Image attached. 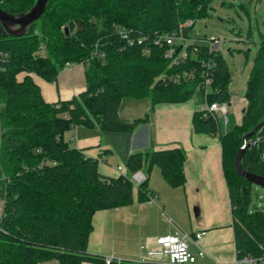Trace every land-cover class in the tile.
<instances>
[{"label": "trees", "instance_id": "obj_1", "mask_svg": "<svg viewBox=\"0 0 264 264\" xmlns=\"http://www.w3.org/2000/svg\"><path fill=\"white\" fill-rule=\"evenodd\" d=\"M34 2L4 0L0 7L17 16ZM210 3L47 0L42 14L23 33L0 30V174L5 177L0 190V264H103V255L87 250L94 214L148 200L147 177L134 185L121 172L103 174L97 158L72 146L64 133L76 125L133 130L148 116H121L126 98H148L151 105L184 102L199 88L203 102L228 103L230 71L219 50L209 52L199 46L197 56L214 62L212 80L204 86V66L198 60L186 58L169 66L165 42L153 43L155 37L186 21L191 23L183 27V34L189 37L194 21L209 14ZM250 32L248 28V37ZM259 35L240 118L219 136L236 257L256 256L264 247V210L250 206L252 183L234 165L242 135L258 126L247 138L258 134L260 140L246 146L241 165L264 176V31ZM138 38L142 43L136 42ZM40 46L43 55L35 54ZM94 50L97 53L91 57ZM65 62L85 65V88L68 99L45 101L34 76L53 81ZM191 121L195 131L219 130L217 117L205 108L194 111ZM184 161L179 147L133 151L125 170L147 173L157 165L175 187L184 183Z\"/></svg>", "mask_w": 264, "mask_h": 264}, {"label": "crops", "instance_id": "obj_2", "mask_svg": "<svg viewBox=\"0 0 264 264\" xmlns=\"http://www.w3.org/2000/svg\"><path fill=\"white\" fill-rule=\"evenodd\" d=\"M45 101H57L71 98L85 88V65L72 63L70 68L62 67L55 80L47 81L34 76ZM143 99V98H142ZM148 99V98H147ZM201 99V97H200ZM227 103V113L231 117L224 123L218 119L219 130L214 133L195 131L192 126V114L202 109L197 107L194 96L184 102H161L151 105L150 100L138 103L128 101L123 104L119 113L126 119L142 117L147 114L148 120L139 123L131 131L102 130L97 126L88 128L76 125L64 133V138L71 136L75 140L70 142L83 148L85 153L98 160L100 172L114 175L126 167L128 155L133 151H149L154 149L179 147L185 155L184 183L180 186H170L163 178L157 165H153L149 172L143 173L147 177V189L150 198L143 202H134L121 207L139 206V219L143 226L149 225L153 218L166 221L163 228L152 231L144 230L138 236L136 250L132 253H116L102 245V237L106 225L109 208L98 211L93 217V228L89 234L87 250L91 253L108 255L114 254L121 258L134 259L139 252V244L145 237H153L164 233H177L180 230L194 233L204 231L199 245L204 251L202 257L197 256L201 263L217 261L231 263L236 257L233 241L232 217L228 189L222 170V152L219 136L227 132L239 120L243 98L231 100ZM140 100V99H139ZM143 106L139 115H131V110ZM227 116V115H226ZM230 122V124H229ZM102 149H109L99 155ZM5 177L0 174V190L3 188ZM3 200L0 196V216ZM125 209V208H124ZM125 213L128 211L123 210ZM96 230V231H95ZM191 251L196 254L198 248L190 244Z\"/></svg>", "mask_w": 264, "mask_h": 264}, {"label": "rangeland", "instance_id": "obj_3", "mask_svg": "<svg viewBox=\"0 0 264 264\" xmlns=\"http://www.w3.org/2000/svg\"><path fill=\"white\" fill-rule=\"evenodd\" d=\"M240 3L246 6L248 13L244 12ZM208 11L207 16L194 21L188 41L203 45L207 44L208 38L213 36L220 39L218 49L230 71L228 89L231 100H238L243 96L245 90L246 79L260 40L259 31H264V1L211 0ZM11 28H15V25H11ZM248 28L251 31L249 37L247 35ZM0 30H4L2 22H0ZM42 51L44 53V48L40 46L35 54H40ZM200 95L199 88H196L193 96L197 107L202 105ZM147 100V98H143L135 101V99L126 98L123 99V104L135 101L139 105V103L144 104ZM142 108L141 105L131 110V115H139ZM227 117L228 119L231 117L230 113H227ZM250 206L264 210V187L252 183ZM123 210L128 211L125 216ZM140 211L139 206L136 205L108 210L109 215L102 237L103 247L116 253H132L137 249V239L142 231L150 229L154 231L165 225L166 221L164 219L156 221L154 218L157 215H155V217L151 216L152 222L144 227L142 220L139 219Z\"/></svg>", "mask_w": 264, "mask_h": 264}, {"label": "built area", "instance_id": "obj_4", "mask_svg": "<svg viewBox=\"0 0 264 264\" xmlns=\"http://www.w3.org/2000/svg\"><path fill=\"white\" fill-rule=\"evenodd\" d=\"M4 0H0V4ZM191 21H186L178 24V28L163 35L157 36L153 39V43L164 41L166 44L164 50V57L168 60V65H176L182 62L184 59L189 58L198 60V62L204 66V79L203 85L210 84L212 80V68L214 62L211 60H205L203 57H198L197 53L200 51L199 46H205L207 51L219 50L218 46L220 39L216 36L208 38L207 44H193L188 41L189 37L184 36L183 27L189 25ZM122 37H126V34L121 33ZM138 44L142 43V39L136 40ZM133 40H129V44H132ZM191 51V52H190ZM148 52V49H146ZM97 52L94 50L91 57ZM102 55V53H99ZM1 55V52H0ZM5 55V54H3ZM43 55V51L40 53ZM88 62V59L86 60ZM71 62H65L63 67L70 68ZM186 74V72H184ZM177 78V77H175ZM176 80V79H175ZM204 107L212 115H215L217 119L222 118L224 123L227 120V103L226 102H211L207 104L203 102ZM1 107V102H0ZM70 142L75 140L74 136L68 139ZM260 140V136L257 134L253 137L247 138L244 143L254 145ZM77 148L76 144H72ZM116 169L122 173L132 184L137 185L145 180L146 175L141 171L137 170L132 173H127L123 170L120 165L116 166ZM204 231H196L193 234L187 231L180 230L177 233H164L153 237H145L139 244L138 255L134 259L121 258L114 254H108L102 256L103 264H264V247L260 248V253L256 256L247 254L241 257H235L231 263H219L213 261L210 263H201L197 260V256L202 257L204 255L203 249L199 245L201 236ZM190 244H194L198 251L194 254L191 251ZM81 264H93L88 261H83Z\"/></svg>", "mask_w": 264, "mask_h": 264}, {"label": "water", "instance_id": "obj_5", "mask_svg": "<svg viewBox=\"0 0 264 264\" xmlns=\"http://www.w3.org/2000/svg\"><path fill=\"white\" fill-rule=\"evenodd\" d=\"M47 0H35L32 7L24 14L13 16L6 13L2 8L0 7V22L4 24V32L10 33V34H21L23 33L25 27L35 21L39 18V16L42 14L45 3ZM78 23L77 25H79ZM11 25H16L15 28H11ZM67 28L65 27V32ZM259 125V124H258ZM258 127V126H256ZM255 127V128H256ZM253 128L250 132L245 133L242 135L243 144L237 149L234 157V165L236 172L245 177L248 181H250L253 184L260 185L264 187V176L251 173L247 170H245L241 165L242 155L246 148V144L244 141L247 139V137L252 134L255 130Z\"/></svg>", "mask_w": 264, "mask_h": 264}]
</instances>
